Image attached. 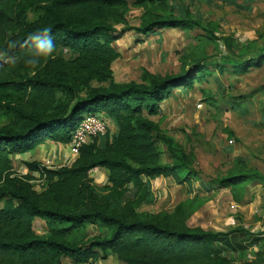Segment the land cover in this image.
<instances>
[{"label": "trees", "instance_id": "1", "mask_svg": "<svg viewBox=\"0 0 264 264\" xmlns=\"http://www.w3.org/2000/svg\"><path fill=\"white\" fill-rule=\"evenodd\" d=\"M154 1L140 0L145 14L135 28L139 34L202 26L191 11H160L150 7ZM124 6L125 0H0V51L10 60L0 64V107L9 117L0 126V264H64L66 259L89 264L110 254L122 264H232L225 248L244 250L243 242L260 241L259 235L240 230L191 228L184 216L160 219L140 212L153 197L152 179L171 177L187 184L197 175L193 155L144 111L157 114L173 90L191 88L207 75L208 65L195 63L196 75L185 70L162 77L146 71L142 82H116L113 64L121 53L114 34L118 18L127 12ZM44 33L52 37L55 52L28 65L30 37ZM257 60L264 61V53ZM83 111L103 117L108 127L80 148L72 165L49 168L27 161L28 173L15 170L14 156L47 141L68 144L72 152ZM159 142L171 162L162 161ZM101 168L107 183L100 190L91 173ZM256 178L264 176L230 173L214 185L245 186ZM36 183H44L43 190ZM37 219L47 224L43 234L36 231ZM90 227L100 232L91 234ZM255 263L264 264V256Z\"/></svg>", "mask_w": 264, "mask_h": 264}, {"label": "rangeland", "instance_id": "2", "mask_svg": "<svg viewBox=\"0 0 264 264\" xmlns=\"http://www.w3.org/2000/svg\"><path fill=\"white\" fill-rule=\"evenodd\" d=\"M124 7L127 12L118 18L114 34V45L121 53L113 64L116 82H142L146 71L162 77L185 70L196 75L195 63L208 65L207 75L191 88L173 90L157 114L144 111L193 155L197 175L187 184L171 177L152 179L153 197L140 212L160 219L184 216L191 228L257 234L258 244L243 242L248 246L244 250L225 248L223 252L232 264H256L264 256V179L219 189L214 180L243 171L264 176V61L257 60L264 53V0H155L150 7L167 12L173 8L178 15L189 10L202 26L161 28L143 35L135 28L143 20L145 7L140 0H125ZM36 17V12L31 13L32 20ZM61 54L69 55L67 49ZM8 122L0 107V126ZM158 144L162 161L171 162L166 145ZM101 174L91 176L100 190L107 183V175ZM43 184L34 186L43 190ZM36 231H47L44 220L38 219ZM89 231L98 234L100 229L90 227ZM246 236L242 234L241 239ZM64 264L72 263L66 259ZM89 264L122 262L110 254Z\"/></svg>", "mask_w": 264, "mask_h": 264}, {"label": "crops", "instance_id": "3", "mask_svg": "<svg viewBox=\"0 0 264 264\" xmlns=\"http://www.w3.org/2000/svg\"><path fill=\"white\" fill-rule=\"evenodd\" d=\"M77 158L78 156L72 154L70 145L47 141L29 154L14 156L13 163L16 171L21 174H26L28 173V167L25 164L27 161H38L47 165L49 168H56L61 166H70L77 160ZM100 173H102L101 175L103 176L107 175L106 169L101 168L97 171H93L91 176L97 177ZM37 222L38 219L36 220V224Z\"/></svg>", "mask_w": 264, "mask_h": 264}, {"label": "built area", "instance_id": "4", "mask_svg": "<svg viewBox=\"0 0 264 264\" xmlns=\"http://www.w3.org/2000/svg\"><path fill=\"white\" fill-rule=\"evenodd\" d=\"M10 60L5 57V54L0 51V64L8 63ZM108 121L98 114L88 112L82 117V122L74 131L72 152L74 155L80 153V148L93 137L104 134L107 131ZM231 143L233 140L230 141ZM40 183L41 180H36Z\"/></svg>", "mask_w": 264, "mask_h": 264}, {"label": "clouds", "instance_id": "5", "mask_svg": "<svg viewBox=\"0 0 264 264\" xmlns=\"http://www.w3.org/2000/svg\"><path fill=\"white\" fill-rule=\"evenodd\" d=\"M30 40L33 46L29 53L30 58L26 60L28 65L36 66L39 62V58L42 56L46 58L53 56L56 45L49 34H32Z\"/></svg>", "mask_w": 264, "mask_h": 264}]
</instances>
